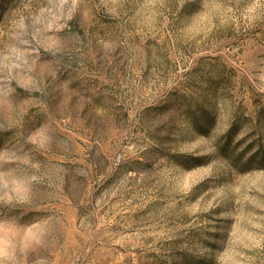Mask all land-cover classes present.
I'll use <instances>...</instances> for the list:
<instances>
[{"label": "rangeland", "instance_id": "374dc122", "mask_svg": "<svg viewBox=\"0 0 264 264\" xmlns=\"http://www.w3.org/2000/svg\"><path fill=\"white\" fill-rule=\"evenodd\" d=\"M0 264H264V0H0Z\"/></svg>", "mask_w": 264, "mask_h": 264}]
</instances>
